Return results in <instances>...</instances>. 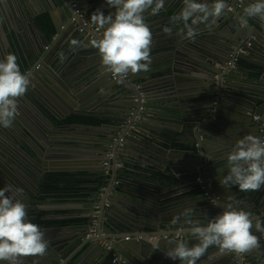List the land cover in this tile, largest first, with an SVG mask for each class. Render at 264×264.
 Wrapping results in <instances>:
<instances>
[{"label":"water","instance_id":"1","mask_svg":"<svg viewBox=\"0 0 264 264\" xmlns=\"http://www.w3.org/2000/svg\"><path fill=\"white\" fill-rule=\"evenodd\" d=\"M75 1L88 16L98 8L106 15L115 11L105 0H0V58L14 53L20 70L31 76L26 93L17 98L18 110L26 107L31 124L16 116L12 127L0 128V187L23 189L17 197L45 232V214L38 205L55 194L76 192L63 182L90 184L77 190L88 196L83 201L90 207L85 232L58 250H64L62 256L44 263L89 264L101 249L99 263L112 264V253L99 242H91L88 252L85 247L80 250L96 207L100 231L120 240L116 247L125 264L174 261L165 252L174 246L177 234L195 242L187 235L186 222L197 218L186 203L195 197L192 190L200 176L211 181L213 193L220 197L210 202L199 189L207 204L223 205L233 193L262 194L251 212L264 216V188L240 191L219 183L227 174L233 145L249 133L261 136L264 123V21L243 17L252 0H226L228 10L215 24H201L194 40L184 39L185 25L175 19L183 0H166L160 16L148 19L153 32L150 55L160 50V59L153 57L151 71L142 76L130 73L123 84L101 64L96 39L70 24ZM46 17L52 22L50 32L41 23ZM175 24L184 26L177 31ZM167 25L173 35L163 31ZM176 32L180 36L169 37ZM100 106L107 115L99 113ZM32 121L39 123V134L31 129ZM180 126L186 141L180 144L181 159H175L164 144L176 143L172 130ZM112 146L108 168L104 163ZM141 154L160 156L166 168H144L138 160ZM221 168L224 172L218 171ZM218 207L205 210L213 208L217 215L223 211ZM145 227L153 237L140 236ZM126 237L130 239L123 243ZM72 255L82 257L75 263ZM250 256L213 246L197 264H245ZM261 261L264 264V258Z\"/></svg>","mask_w":264,"mask_h":264},{"label":"clouds","instance_id":"2","mask_svg":"<svg viewBox=\"0 0 264 264\" xmlns=\"http://www.w3.org/2000/svg\"><path fill=\"white\" fill-rule=\"evenodd\" d=\"M114 9L107 15L98 8L91 22L103 30L94 41L101 64L123 84L130 73L151 71L153 32L145 22L146 14L155 16L164 8L166 0H105ZM183 8L175 18L183 22L184 39L194 40L201 24H212L224 15L229 5L226 0H183ZM243 17L264 21V0H252L244 9ZM247 23V19L242 20ZM209 27L211 25H208ZM163 31L171 35L172 27ZM14 53L0 58V128L12 127L18 115L17 98L23 96L31 84L29 73L22 72ZM227 174L219 177L223 188L238 187L240 191L264 188V136L246 134L236 141L227 155ZM218 171L224 172V168ZM23 189L12 185L0 187V264H20L21 257L44 255L50 241L41 227L29 217L26 203L17 197ZM219 205L223 211L206 222L187 221L188 240L171 243L166 256L179 264H197L210 247L222 251L245 254L261 247L264 216L238 208L227 197ZM160 247V244L157 245Z\"/></svg>","mask_w":264,"mask_h":264},{"label":"crops","instance_id":"3","mask_svg":"<svg viewBox=\"0 0 264 264\" xmlns=\"http://www.w3.org/2000/svg\"><path fill=\"white\" fill-rule=\"evenodd\" d=\"M96 10L97 9L92 10L91 14L89 16L91 17L92 13L95 12ZM159 16H160V13L158 15H155L154 17H159ZM151 17L153 18V16L146 14L145 22L149 23L148 19ZM182 25L183 24H175L173 26L176 27L177 31H179L181 29ZM165 27H168V25ZM200 30H202V29H200ZM172 35H173V33H172ZM175 36H180V35L177 34V32H176L174 34V36H169V37H175ZM157 39L160 40V37H158ZM5 50H7V53H8V48L6 46H5ZM156 51H158V53H156ZM156 51H153L151 56H152V58L155 57L156 61H158L162 55V52H160V50H156ZM251 67H253V66L251 65ZM143 73L144 72L139 71L137 73H132V74L142 76ZM84 78H88V76L85 75ZM97 110H99V113L101 115H107V112L104 110L103 106H100ZM27 115H28V113H27L26 107H22L21 111L18 110L17 116H20L23 119L25 118L28 121L29 118ZM27 123L31 124V121H28ZM38 124L39 123H35V125H33V121H32L31 129L35 128L37 133L39 134L40 129H38ZM145 130H147L148 134H151V130L150 131H149V129H145ZM184 131L185 130H184L183 126H180L179 129H173L172 130L173 136H176L178 138V140L174 139L176 141V143L174 142V144H172V145L176 146V148H173L174 146H172L171 144L169 145L168 142H165V144H164L169 149V153L171 155H173L174 158L176 157V158L181 159V154H182L183 149L181 148L182 145H180V144L183 143L184 141H186L185 140L186 134ZM202 138L203 137H201L200 140H203ZM94 139H96V138L94 137ZM211 145H212V143H211ZM138 160L142 163V166L144 168H150L152 170H155L154 168H157L159 166H163L164 168H166L165 163L160 158V156L157 157V156L150 155V154H141ZM178 174H179V176L183 175L182 173H178ZM6 180H7V178H6ZM8 182H10V180H8ZM73 183L76 185V188L78 187L76 190H79V191L85 190V188H83V187L90 185L89 183H83L81 180L74 181ZM86 189H88V188H86ZM192 191L194 193H196V195H200V196L196 197V195H195V197H191L187 201L186 206H187L188 211L192 212L197 219L204 221V222H206L207 219H211L214 216H216L215 210L213 208H211V210H205V207H218V206H212V204H207L206 202H204L205 197H203L202 194H200L201 192L199 191L198 187L195 186ZM261 195H257V194L252 195L251 193L242 192V193H240V195L237 193H233L229 196L232 197V202L234 203V205L236 207L244 208L248 211H253L254 210L253 204L256 203L255 201H257ZM121 196H124V194L121 193ZM86 198H88L87 195L83 196V195L79 194L78 191H76V192L74 191V194L65 195V196L60 195V194H55V195H53V197L47 199L45 202L40 203L38 206L43 208V212H41V213L45 214V216H44L45 220H43L41 224L47 225V229L44 233H45L46 239H48L50 241L51 248L48 249L47 252L42 256H40V255H35V256L29 255V256L21 257L20 264H45L44 260H46V259H49V261H50L54 258H59L60 256H62L64 250H61L60 252L58 250L63 249L64 246L67 245V243H75V239L77 238V236L81 235L86 230V228H85V226H86L85 225L86 224L85 216L88 215V211L90 208V207H87V205H86L87 203H83V201ZM67 199L70 200L71 202L66 203L65 201ZM122 206H120V208H122ZM120 210L122 211L123 208ZM123 212H126V209L123 210ZM143 230H144V234L142 232L143 235H140L141 237H145V238H147L149 236L153 237L152 234H150V232H152V230L150 228L145 227ZM161 232H164V231H161ZM165 232H167V231H165ZM104 235H105L104 236L105 239H110V238L114 237L113 233H106V234L104 233ZM126 238L123 239V243L128 242L130 239V238L129 239H126ZM184 238H185V236H184ZM260 241H261V247L248 252V254L251 256L247 258L248 261L245 264H262L261 260H263L264 256L263 257H260V256H261V253H264V250H263L264 237H260ZM52 245H54V246H52ZM92 245L94 246V244H92V243L88 244L84 240L83 244L80 247V250H82L85 247L87 252H88V251H90V249L93 248ZM102 251L103 250H101V249L97 250L96 254L93 255L94 257H92L90 259L89 264H100L99 262L101 261V255L103 253ZM58 255H59V257H58ZM80 257H82V256L79 255V257H77V255H74L73 257H71V260L74 259L75 263H78L79 260H77V259H80ZM76 260H77V262H76ZM65 261H63V262H65ZM258 261H260L261 263H258ZM174 263L175 262L172 261L169 263L167 262L166 264H174ZM132 264H134V263H132Z\"/></svg>","mask_w":264,"mask_h":264},{"label":"built area","instance_id":"4","mask_svg":"<svg viewBox=\"0 0 264 264\" xmlns=\"http://www.w3.org/2000/svg\"><path fill=\"white\" fill-rule=\"evenodd\" d=\"M71 8L73 10V15L70 19V24L75 25L77 27V30L86 36H90L93 39H98L103 34V30L98 29L95 24L91 22V18L86 15V13L83 11V9L79 6L78 2H73L71 4ZM242 52H244L243 49H241ZM234 58V57H233ZM237 58L235 57L233 62L231 63L232 66H234L235 61ZM229 64V63H228ZM129 76V75H128ZM128 76L126 78H128ZM114 79H118V77L114 76ZM255 119H258V115L254 116ZM261 136H264V123L261 125ZM123 141V139H121ZM199 146V144L197 145ZM106 158L108 159L107 162L104 163L106 167L111 166V159L113 158V146L109 148V151L107 152ZM107 173H109V170H107ZM196 183L198 185V189L203 193V195L210 201V202H218L220 200V197L217 196L212 191V185L211 181L204 177L200 176L196 179ZM106 187H104L105 189ZM98 216H99V207H96L95 214L93 220L90 221L89 230L84 238V240L87 243L91 242H99L105 248L112 253L111 255V262L112 264H125L126 259L123 256L122 253L119 252L118 248L116 247L117 243L120 241L119 239L113 237L110 239H105L104 233H102L98 227ZM169 236H164V238H168ZM177 239H183V236L177 234L175 236ZM126 239H129L127 237Z\"/></svg>","mask_w":264,"mask_h":264},{"label":"trees","instance_id":"5","mask_svg":"<svg viewBox=\"0 0 264 264\" xmlns=\"http://www.w3.org/2000/svg\"><path fill=\"white\" fill-rule=\"evenodd\" d=\"M90 17V16H89ZM91 18V17H90ZM41 23H42V25L45 27V29L47 30V31H51L52 30V22H51V20H50V18L49 17H46V18H42L41 19Z\"/></svg>","mask_w":264,"mask_h":264},{"label":"flooded vegetation","instance_id":"6","mask_svg":"<svg viewBox=\"0 0 264 264\" xmlns=\"http://www.w3.org/2000/svg\"><path fill=\"white\" fill-rule=\"evenodd\" d=\"M70 180H72V179H70ZM62 185H66L67 187H69L68 189L69 190H76L77 188H76V185L73 183V181H67V182H63V183H61ZM77 191V190H76ZM85 225H88V224H85ZM90 225V224H89ZM89 230V229H88Z\"/></svg>","mask_w":264,"mask_h":264}]
</instances>
